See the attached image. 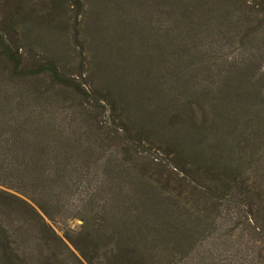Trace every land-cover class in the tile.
Wrapping results in <instances>:
<instances>
[{"label": "trees", "instance_id": "1", "mask_svg": "<svg viewBox=\"0 0 264 264\" xmlns=\"http://www.w3.org/2000/svg\"><path fill=\"white\" fill-rule=\"evenodd\" d=\"M124 1L0 0V264H264V0Z\"/></svg>", "mask_w": 264, "mask_h": 264}, {"label": "rangeland", "instance_id": "2", "mask_svg": "<svg viewBox=\"0 0 264 264\" xmlns=\"http://www.w3.org/2000/svg\"><path fill=\"white\" fill-rule=\"evenodd\" d=\"M151 0H139V3L135 6L134 9H132L131 13L128 11V19L130 22H133L135 24H144L143 16L145 14L150 15L151 17L154 15L155 12H151V10H156V7H151L154 5V3H151ZM95 4V2H93ZM106 10V11H105ZM104 12V13H103ZM73 14L71 12L72 20H73ZM2 15V10H0V16ZM61 16L56 17L57 22H62L65 19V16L62 17V20L60 18ZM99 20L104 22L103 24L109 23L110 25L113 24L115 27L116 24H118L117 28L120 26L122 27L123 23H126V0L124 2H121L119 4L114 3L112 4V7L110 10L108 8L104 9V11L101 12ZM157 17V15L155 16ZM223 29L222 27H220ZM222 35V34H221ZM63 39H65L63 36H61ZM237 37L233 38L232 36H225V37H219L218 41L216 42V49L217 54L221 56L222 58H233L234 56L239 55L240 49L239 44L237 42ZM11 41L8 40L7 43H10ZM64 40H58L53 45H58L54 47L51 52L44 48L35 47V49H32L29 47V39H22V41H18L15 44H11V49L15 52V48L18 47L17 54L19 55V58L21 59V64L23 66H30L32 61H41L44 62L45 59L50 58L51 55H55L58 57L62 56V60L65 57L66 62L69 64L68 68L65 69V71L68 72H74L76 69H74V63H72V58L76 57L78 54V47L71 43L69 46L62 45ZM61 44V45H60ZM2 52V47L0 45V53ZM16 53V52H15ZM69 58H66V57ZM71 57V58H70ZM2 55L0 54V69H14L13 66L10 63H4L1 62ZM264 67V63H263ZM26 69H31L26 67ZM48 82V81H47ZM45 84V83H44ZM7 86L9 89L16 86L15 84H12L11 81H8ZM5 98H12V91L7 94H1L0 95V102L3 101ZM77 201V200H76ZM72 211L65 212L66 215L71 214ZM66 222V223H65ZM80 220L77 219H67L66 221L62 222L60 220H57L56 223L52 224V227L55 229V231L62 235V233L65 230V227L69 226L71 228L77 229L79 227Z\"/></svg>", "mask_w": 264, "mask_h": 264}]
</instances>
